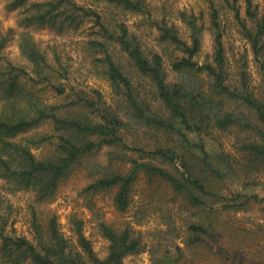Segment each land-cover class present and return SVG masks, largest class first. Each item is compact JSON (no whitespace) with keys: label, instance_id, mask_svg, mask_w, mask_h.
<instances>
[{"label":"trees","instance_id":"obj_1","mask_svg":"<svg viewBox=\"0 0 264 264\" xmlns=\"http://www.w3.org/2000/svg\"><path fill=\"white\" fill-rule=\"evenodd\" d=\"M207 1L208 20L203 12L179 9L158 18L148 0H93L97 7L75 0L10 1L26 24L77 30L92 23L84 48L91 67L108 81L114 100L71 84V58L63 57L55 44L46 47L50 53L29 31L17 34L28 68L7 62L0 71V264H123L127 255L145 249L156 264H238L226 242L224 215L259 198L234 192L228 196L222 184L240 176L255 184L245 176L264 172V0ZM222 9L230 12L237 33L249 45L260 72L258 86L247 70L248 53L230 70ZM126 13L155 27L161 50L144 47L142 37L118 17ZM206 31L212 51L199 63ZM47 88L63 100H45L40 92ZM230 133L237 159L231 160L223 149L208 150L207 140ZM42 147L43 152L34 153ZM104 148L110 149L109 162L103 167L92 163L97 176L83 192L115 189L113 204L125 211L133 185L144 175L148 183L170 190V199L160 206L165 230L156 231L148 243L131 225L116 227L99 218L96 226L108 242L101 258L81 219L71 216L72 234L65 236L55 215L43 220L31 205L29 236L16 233L7 194L28 191L37 202L45 201ZM120 162L127 168L115 166ZM177 237L182 245L174 241ZM202 250L210 257L198 258Z\"/></svg>","mask_w":264,"mask_h":264},{"label":"rangeland","instance_id":"obj_2","mask_svg":"<svg viewBox=\"0 0 264 264\" xmlns=\"http://www.w3.org/2000/svg\"><path fill=\"white\" fill-rule=\"evenodd\" d=\"M11 0H0V71L6 70L7 62L28 68L26 61L20 56L17 47V34L21 30H27L31 33L34 39L45 50L50 52L48 45H56L62 51L63 57L69 56L72 63L70 83L75 86H81L87 91L91 89L99 90L104 100H114L112 89L102 75L93 69L90 65V55L85 51L84 42L89 38L88 34L92 31L91 24L88 23L80 29L74 30L66 26L58 24L40 25L26 24L22 19V14L18 8L10 4ZM78 4L88 7H97L93 0H75ZM155 6L156 17H161L166 11L184 10L188 13L193 12L198 14L204 13L205 19L208 20V1L207 0H148ZM255 3L262 4L263 0H254ZM242 3V2H241ZM243 5V3H242ZM101 7V6H99ZM221 16L224 20V25H228L227 33L224 36V43L227 50L230 70L234 71L235 66H238L237 61L241 54L248 53V68L251 74V82L258 86L260 83V72L258 66L252 60V54L248 43L237 33L235 23L233 24L229 11L222 9ZM120 19L126 20L132 31L137 32L142 37L144 47L150 50H161L157 45V31L155 27L143 23L141 17L130 13L120 14ZM176 19L175 15L171 17ZM171 19V20H172ZM180 27L181 32L186 34L179 20H175ZM208 24V23H207ZM47 47V48H46ZM212 51V37L209 31L203 33L202 50L196 57L199 63H202L208 58ZM51 53V52H50ZM166 50L165 57H168ZM169 79L172 74L169 73ZM143 84V81H141ZM38 87V86H37ZM45 100H63L57 96L52 90L44 89L40 92ZM32 132V130L30 131ZM28 132V133H30ZM235 132V131H234ZM233 132V133H234ZM26 133V134H28ZM232 133L224 135L221 139L207 140L208 150L219 152L221 149L230 155L231 160L238 158V153L232 145ZM233 140V141H231ZM129 142V141H128ZM221 144V147L218 145ZM130 144V142H129ZM34 149L37 155L45 149ZM110 149H102L96 152L85 160V164L77 168L73 173L62 183H60L55 194L42 202H37L32 192L18 191L14 194H7V198L13 206L12 209V226L16 233H22L29 236L28 218L30 216L29 207H36L41 218L44 220L52 215L57 217L61 231L65 236H70L71 216H76L83 221V232L90 239L93 249L97 256L103 258L107 254L108 242L99 233L96 226L99 218L113 223L116 227H122L129 224L132 228L142 234L143 239L150 243L156 238V231L165 230L163 225L164 211L160 210V206L164 201L170 199L169 188L165 185L157 186L156 184L148 183L149 180L144 175H140L132 188L131 203L125 211H119L113 204V196L115 189L102 190L95 193H85L83 189L97 176V173L91 171L92 163L103 167L109 162L108 152ZM129 154V153H128ZM131 154V153H130ZM123 168L125 164H116ZM124 168H127L125 166ZM252 178L251 181L255 184L248 183L243 176L236 181L226 182L222 184L223 192L229 196V193H241L247 196L256 195L259 201H251L246 208L228 209L224 215V227L226 233V242L230 246L231 255L237 256L238 264H264V172L256 178L254 176H245ZM2 188V180H0V190ZM169 196V197H168ZM262 200V201H261ZM163 204L162 208L165 207ZM172 207L173 204L171 203ZM165 210V208H163ZM178 227L182 224L177 223ZM174 241L182 245L181 237H177ZM204 258L209 256V251L202 250ZM150 253L147 249L129 254L123 259V264H156L151 260ZM201 256V255H198ZM199 260V259H197ZM203 262V259L200 260ZM192 264H203L199 261H194ZM204 264H215V262H205Z\"/></svg>","mask_w":264,"mask_h":264}]
</instances>
